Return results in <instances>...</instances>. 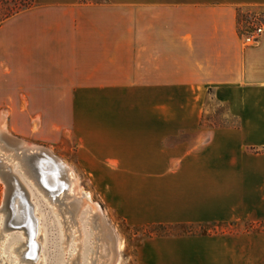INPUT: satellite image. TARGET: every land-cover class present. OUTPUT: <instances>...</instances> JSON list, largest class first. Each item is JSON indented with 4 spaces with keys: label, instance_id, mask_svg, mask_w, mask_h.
I'll return each instance as SVG.
<instances>
[{
    "label": "crops",
    "instance_id": "obj_1",
    "mask_svg": "<svg viewBox=\"0 0 264 264\" xmlns=\"http://www.w3.org/2000/svg\"><path fill=\"white\" fill-rule=\"evenodd\" d=\"M264 0H34L0 23V110L72 151L141 225L264 224ZM236 122L213 126L211 104ZM169 264H264L261 236H173Z\"/></svg>",
    "mask_w": 264,
    "mask_h": 264
},
{
    "label": "rangeland",
    "instance_id": "obj_2",
    "mask_svg": "<svg viewBox=\"0 0 264 264\" xmlns=\"http://www.w3.org/2000/svg\"><path fill=\"white\" fill-rule=\"evenodd\" d=\"M88 1V0H86ZM99 1V0H98ZM34 0H0V23L4 21L7 15L10 17L22 10L33 7ZM264 22V14L261 15H250L245 13L239 14V25L241 28L246 29L249 33L254 31L257 27L261 26ZM207 120L210 121L213 126H221L226 124H233L236 121L228 116V111L224 106L211 104L209 108V113H207ZM4 119V121L2 120ZM8 113L6 108L3 107L0 110V121L5 127V134L9 136H14L20 138L22 141L27 142L26 144L32 147H45L51 153L61 158L66 162L76 173L78 178V183L80 189L84 190L91 194L92 201L99 204L101 213L100 219H97V222L94 225L99 224V220L104 219L107 223L108 229L112 228L117 239V243H122V248L120 250V259L118 264H169V255H170V239L173 236H223V235H235V236H261L264 235V224H206V225H141L127 222L121 215H119L115 210L109 208L98 192L95 191L89 178L78 168L72 151L61 150L56 147H52L46 143L33 140L31 138L19 136L11 132L7 127ZM6 138V137H5ZM3 137V140H0L6 150L12 151L18 150L21 147V144L16 143L14 140H7ZM2 139V138H1ZM7 146H6V145ZM13 147V149H12ZM10 169V167H8ZM18 170V169H17ZM10 171L16 175L11 169ZM35 176V175H34ZM37 179V177L35 176ZM21 180L25 186L31 192L30 198L36 204V209L41 213L37 216L40 220L37 223V232L33 235L36 236V242L43 245L40 249L37 246V253L29 256L28 261L32 264H38L40 262L41 255H44L47 260V264H71L72 255L74 252L65 254L63 249L65 243L63 242V236L61 229L59 227L58 218L52 210V207L47 204L45 198L41 195V192L34 189L33 186L27 181L25 177L24 180L21 177ZM28 184V185H26ZM9 188L7 183L0 176V211L4 210L5 201L7 200L9 194ZM35 196V197H34ZM16 194H12V199H16ZM69 202L74 201L69 199ZM67 203V201H64ZM19 200H16V206L18 205ZM88 205V206H87ZM65 206V205H64ZM87 206V207H86ZM63 207V206H62ZM26 207H24L23 213ZM72 208V205L69 206V209ZM89 203H86L81 213H78L79 219L83 224L84 231L86 234L87 241V253L85 254V259L82 264L91 263L92 252L98 250V259L94 255L95 264H101L103 257L101 256V250L105 248V245L102 244L105 239L101 240L99 243L98 249H94L93 244V234L98 232L100 228L90 229L91 221L90 217L93 210ZM6 211V208H5ZM3 212V211H2ZM9 212L7 217V224L9 227L5 229L7 233L13 234L11 241H29V225L28 218L23 220L17 219L13 214ZM38 213V212H37ZM35 213V215L37 214ZM26 214V213H25ZM72 213L69 212V215ZM76 215V212L74 213ZM28 215V213H27ZM26 215V216H27ZM25 216V217H26ZM29 217V216H28ZM102 218V219H101ZM42 223V224H41ZM45 227V239H40L41 236L38 226ZM26 232V236L22 234ZM112 232V233H113ZM113 233V235H114ZM114 241V239L112 240ZM30 244V242H29ZM31 251V250H30ZM107 258V257H106ZM74 264H77V260L74 261Z\"/></svg>",
    "mask_w": 264,
    "mask_h": 264
},
{
    "label": "bare ground",
    "instance_id": "obj_3",
    "mask_svg": "<svg viewBox=\"0 0 264 264\" xmlns=\"http://www.w3.org/2000/svg\"><path fill=\"white\" fill-rule=\"evenodd\" d=\"M2 120L4 121V119ZM2 123L3 122L0 121V133H5L6 129L2 125ZM26 143L27 142H24V144L21 145L23 148H25L24 151H20L18 149L13 150L14 152L6 150V148L2 144H0V161H2V165H7L8 167H10V169L16 174L17 177H19L20 180L21 177L23 180L26 177L27 181L29 180V183L33 186V188L41 192V195L43 196V198H45L47 204L52 207L53 212L58 218L59 227L63 236V242L65 243L63 247L65 254H69L71 251L74 252L71 259V264H74L75 260H77V264H82L85 259V254L87 253V237L84 231L83 224L79 219V215H77V210L78 213H81L86 203H89L93 210L91 216H89L91 221L90 229L95 230L96 228H100L98 232L93 234L94 249H98L100 241L105 239V241L102 242V244L105 245V248L101 250L102 254L100 257L104 258L101 264H118L122 243H117L115 234L113 235L112 231L108 229L107 223L104 219L101 218L102 220H99V224L94 225L97 222V219L100 217V206L99 204L92 201L90 193L80 189L75 171L69 165H67L65 161L62 160L64 162V167L66 168L64 170L67 176L66 178L68 182V190L66 193H60L57 196L50 194L39 183L38 179L35 178V176L37 177V174L33 170L32 164L28 159L29 155H31L35 151H38L40 147H32L27 145ZM64 170H62V172ZM29 193L30 196H32L30 191ZM69 199H73L74 201L69 202ZM64 201H67V203H65ZM35 205L36 204L34 203L33 209L34 215L38 212L35 215L36 221L38 223L41 218V213L37 209L35 211ZM70 205H72L71 209H69ZM2 211H0V264H32L30 261H28L31 253L29 241L22 240L10 242L13 234H8L5 230L7 229V227H9V225L7 224V217L9 212H7L8 209L6 206ZM69 212L72 214L69 215ZM75 212L76 215L74 214ZM39 215L40 218L37 217ZM38 229L41 234L39 238L45 239V227L40 225V228L38 226ZM36 232L37 229L35 233ZM22 235L26 236V232H24ZM113 239L114 241H112ZM36 245L38 246V248L40 247V249L43 247L41 242L37 243ZM98 253V250L92 252L90 264H95L93 257L94 255H96V259H98ZM39 257L40 262L38 264H47V260L44 255H41Z\"/></svg>",
    "mask_w": 264,
    "mask_h": 264
},
{
    "label": "water",
    "instance_id": "obj_4",
    "mask_svg": "<svg viewBox=\"0 0 264 264\" xmlns=\"http://www.w3.org/2000/svg\"><path fill=\"white\" fill-rule=\"evenodd\" d=\"M0 137L3 140V137L7 140H14L16 143L24 144V142L14 136H9L4 132L0 133ZM22 147V146H21ZM20 147V148H21ZM20 151H24L25 148L19 149ZM29 161L32 164L33 170L37 174V179L39 183L52 195H59L60 193H66L68 190V182L67 176L64 169V162L61 158L51 153L47 148L40 147L38 151L33 152L28 157ZM46 160V161H45ZM64 170L62 172V170ZM0 176L7 183L9 188V194L7 200L5 201V206L7 209L13 214V216L20 220H25L28 218V229L30 232L29 242L31 253H37V240L36 236H33L36 231V217L34 215V202L30 198V193L25 184L14 175L7 165H2V161H0ZM16 194V199H12V194ZM35 197V196H34ZM19 200L18 205L16 206V200ZM26 211L23 213V208ZM26 213V214H25ZM28 213V215H27ZM27 215V216H26ZM26 216V217H25ZM29 216V217H28ZM109 229L113 232L112 228ZM114 233V232H113ZM115 234V233H114Z\"/></svg>",
    "mask_w": 264,
    "mask_h": 264
},
{
    "label": "built area",
    "instance_id": "obj_5",
    "mask_svg": "<svg viewBox=\"0 0 264 264\" xmlns=\"http://www.w3.org/2000/svg\"><path fill=\"white\" fill-rule=\"evenodd\" d=\"M262 31H263L262 28H256L254 31H252L245 37V41L248 44H254L258 40Z\"/></svg>",
    "mask_w": 264,
    "mask_h": 264
},
{
    "label": "trees",
    "instance_id": "obj_6",
    "mask_svg": "<svg viewBox=\"0 0 264 264\" xmlns=\"http://www.w3.org/2000/svg\"><path fill=\"white\" fill-rule=\"evenodd\" d=\"M9 17H10V15H7L6 18H5L4 20L8 19Z\"/></svg>",
    "mask_w": 264,
    "mask_h": 264
}]
</instances>
